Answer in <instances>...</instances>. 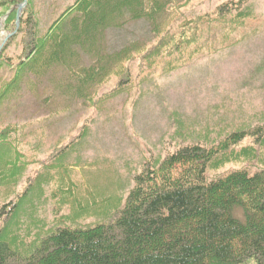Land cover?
I'll return each instance as SVG.
<instances>
[{"label":"rangeland","instance_id":"374dc122","mask_svg":"<svg viewBox=\"0 0 264 264\" xmlns=\"http://www.w3.org/2000/svg\"><path fill=\"white\" fill-rule=\"evenodd\" d=\"M226 1L193 0L188 18L212 13ZM74 2L0 0V94L29 53L30 31L44 35ZM249 4L252 17L242 28L226 40L229 28L214 26L175 69L165 60L138 73L136 60L131 88L115 97L106 99L118 77L96 93L90 88L89 103L76 93L67 69H60L29 75L30 83L3 98L0 134L8 128L11 142L0 155V226L14 238L11 248L32 251L37 238L61 221L72 227L112 222L145 163L157 166L179 146H208L232 132L264 129V0ZM28 14L36 23L32 29L20 24V15ZM154 42L149 22L129 21L106 30L97 49L111 54ZM91 63L90 55L79 52L77 66ZM245 147H253L252 158L209 170L208 179L264 170V139L255 144L245 138L236 150ZM235 213L242 218L240 209ZM69 214L81 215L68 221Z\"/></svg>","mask_w":264,"mask_h":264},{"label":"trees","instance_id":"16d2710c","mask_svg":"<svg viewBox=\"0 0 264 264\" xmlns=\"http://www.w3.org/2000/svg\"><path fill=\"white\" fill-rule=\"evenodd\" d=\"M192 1L75 0L44 35L30 31L34 44L3 85L0 105L7 95L30 83L29 75L42 77L60 69H67L76 93L89 103L93 102L90 88L96 93L110 77H118L106 99L115 97L131 88L136 60L138 73L152 71L165 60L170 62L168 69H175L214 26L228 27V40L252 17L251 0H228L212 13L188 18L186 8ZM12 17L16 19L15 14ZM31 17L20 15L24 29L36 25ZM139 20L150 23L153 44L98 52L97 41L106 30ZM79 52L90 55L93 63L77 66ZM9 134L8 128L0 134V155L10 146ZM263 136V127L257 126L232 132L216 144L179 146L157 166L145 163L112 222L72 227L61 221L37 238L32 251L11 248L15 240L1 225L0 264H264V170L232 171L215 180L207 177L209 170L252 158L253 147L236 148L245 138L257 144ZM237 209L242 218L237 217ZM80 215L65 218L70 221Z\"/></svg>","mask_w":264,"mask_h":264},{"label":"water","instance_id":"95a60500","mask_svg":"<svg viewBox=\"0 0 264 264\" xmlns=\"http://www.w3.org/2000/svg\"><path fill=\"white\" fill-rule=\"evenodd\" d=\"M0 51H1V48H0Z\"/></svg>","mask_w":264,"mask_h":264}]
</instances>
